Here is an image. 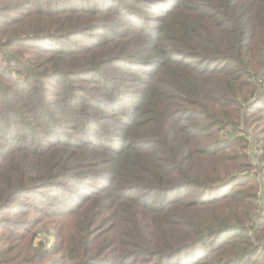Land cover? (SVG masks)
<instances>
[{
    "label": "trees",
    "instance_id": "obj_1",
    "mask_svg": "<svg viewBox=\"0 0 264 264\" xmlns=\"http://www.w3.org/2000/svg\"><path fill=\"white\" fill-rule=\"evenodd\" d=\"M0 1V227L54 239L29 264H264V0Z\"/></svg>",
    "mask_w": 264,
    "mask_h": 264
},
{
    "label": "rangeland",
    "instance_id": "obj_2",
    "mask_svg": "<svg viewBox=\"0 0 264 264\" xmlns=\"http://www.w3.org/2000/svg\"><path fill=\"white\" fill-rule=\"evenodd\" d=\"M4 1H0V8L3 7ZM44 18L42 16H30L25 18L24 23L22 26H20V29L28 28V33L34 32V31H41V30H56L61 26L60 21H53L50 22L47 26L44 25L41 21V19ZM74 19V18H73ZM75 20V19H74ZM84 21V19H82ZM35 25H39L40 28H36ZM1 30V29H0ZM1 32V31H0ZM7 32V31H6ZM9 33V32H7ZM137 38V37H133ZM9 52H14L18 57L21 59H29L30 61V69H31V76H32V84L30 88L35 89V93L40 94L44 91V89L49 88V85H44L42 83H39V79L42 76L43 73L47 71L49 72L50 68L54 66L52 62L53 59L47 58L43 55H35V51L26 48V47H20V48H13L8 50ZM68 81H63L60 86L65 89L68 87ZM79 85V84H75ZM8 86L7 83L0 80V89H6ZM63 89H60L63 91ZM52 101H55L56 97H50ZM25 101H28V99H18V97H15L11 103L13 104V107H19L23 108L22 105H25ZM24 109V108H23ZM243 147V146H242ZM239 150H246V149H237ZM246 153L249 155L250 161H251V170L250 173L253 176V178H250L251 184L257 188L256 198H255V209L253 210V214L250 217V220L253 221V218L259 217V215L263 216L264 212V168L262 165V162L259 161L258 156H256V153L254 152L252 143H250V147L246 150ZM20 152L18 154H15L12 159L7 163V166L10 164V162L16 161L20 157ZM259 161V162H258ZM6 164V161L3 163V165H0V171H2V167ZM243 164V163H241ZM255 180V181H254ZM254 181V182H253ZM254 183V184H253ZM257 184V186H256ZM245 191V190H243ZM260 191V192H259ZM46 198L47 200L52 199L53 197H56V194L52 192L50 189L45 190ZM259 205L262 208H258ZM81 214L84 215L85 212L81 211ZM5 217V216H4ZM10 218V217H6ZM251 221V222H252ZM257 221V219H256ZM255 221V223H256ZM64 223V224H63ZM61 222V226L63 227L64 231L69 232L70 229L77 224L76 220H70L65 222ZM105 227V226H104ZM34 235V239L30 243L29 240L32 238V235ZM263 234V232H262ZM17 235V236H16ZM260 237V234H258ZM254 239V237H253ZM53 236L51 234V230L46 232L44 229L41 228V226L34 227L28 234L22 235V234H16V232H12L9 229L1 228L0 227V249L6 248V251L9 253L8 256H13V263L12 264H29V257L33 256V253H35L36 249L42 248V249H48L51 244L53 243ZM30 243V244H28ZM264 242H261L262 245ZM260 255H264V251L258 252ZM57 254H54L52 257H56Z\"/></svg>",
    "mask_w": 264,
    "mask_h": 264
},
{
    "label": "built area",
    "instance_id": "obj_3",
    "mask_svg": "<svg viewBox=\"0 0 264 264\" xmlns=\"http://www.w3.org/2000/svg\"><path fill=\"white\" fill-rule=\"evenodd\" d=\"M263 189H264V188H263ZM259 192H260V191H259ZM263 201H264V199H263ZM258 208L260 209V208H262V207L259 205V207H258ZM262 212H264V211L262 210Z\"/></svg>",
    "mask_w": 264,
    "mask_h": 264
}]
</instances>
